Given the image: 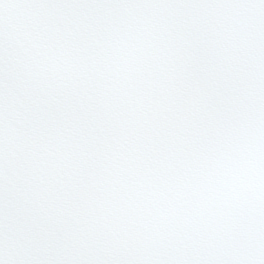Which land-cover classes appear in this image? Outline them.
Masks as SVG:
<instances>
[{"label": "snow or ice", "instance_id": "1", "mask_svg": "<svg viewBox=\"0 0 264 264\" xmlns=\"http://www.w3.org/2000/svg\"><path fill=\"white\" fill-rule=\"evenodd\" d=\"M0 264H264V0H0Z\"/></svg>", "mask_w": 264, "mask_h": 264}]
</instances>
